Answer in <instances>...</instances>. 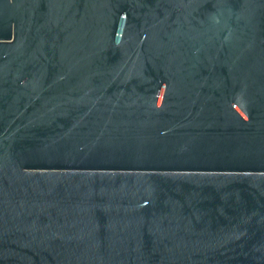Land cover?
Wrapping results in <instances>:
<instances>
[{"label": "water", "instance_id": "obj_1", "mask_svg": "<svg viewBox=\"0 0 264 264\" xmlns=\"http://www.w3.org/2000/svg\"><path fill=\"white\" fill-rule=\"evenodd\" d=\"M0 264H264V0H0Z\"/></svg>", "mask_w": 264, "mask_h": 264}]
</instances>
